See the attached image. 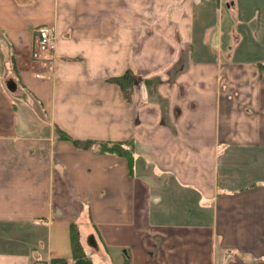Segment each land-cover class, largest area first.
I'll return each instance as SVG.
<instances>
[{"label":"crops","instance_id":"0c3cea01","mask_svg":"<svg viewBox=\"0 0 264 264\" xmlns=\"http://www.w3.org/2000/svg\"><path fill=\"white\" fill-rule=\"evenodd\" d=\"M73 225L93 264H264V0H0V264H74Z\"/></svg>","mask_w":264,"mask_h":264},{"label":"trees","instance_id":"16d2710c","mask_svg":"<svg viewBox=\"0 0 264 264\" xmlns=\"http://www.w3.org/2000/svg\"><path fill=\"white\" fill-rule=\"evenodd\" d=\"M118 82L121 86L122 91L127 99L131 98L133 86H134V75L131 71L125 72L120 77L113 79ZM60 138L72 140L76 146L82 148H91L94 144L93 141H79L72 139L68 134L59 130ZM100 150L103 152L118 153L120 155L126 156L129 161L134 158L133 142L123 143V142H101ZM71 244L73 248L74 264H93L92 261L86 256L83 246L80 241V233L78 228L73 225L71 227Z\"/></svg>","mask_w":264,"mask_h":264},{"label":"built area","instance_id":"2783aa9c","mask_svg":"<svg viewBox=\"0 0 264 264\" xmlns=\"http://www.w3.org/2000/svg\"><path fill=\"white\" fill-rule=\"evenodd\" d=\"M37 33L36 43L34 45L32 56L34 60L48 63L54 58L57 48V30L52 25H40L35 28ZM38 264H73L69 260L43 261Z\"/></svg>","mask_w":264,"mask_h":264},{"label":"rangeland","instance_id":"374dc122","mask_svg":"<svg viewBox=\"0 0 264 264\" xmlns=\"http://www.w3.org/2000/svg\"><path fill=\"white\" fill-rule=\"evenodd\" d=\"M252 32H253V31L251 30V33H252ZM254 38L257 40V38L260 39V36H258V34H256V35L254 36ZM253 45L256 46V45H258V44H257V43H254ZM35 110H36V113H37V114H39L40 116L42 115V118H44V111H43V110L40 109V110L38 111V108H37V107L35 108ZM36 116H37V115L35 114L34 117H36Z\"/></svg>","mask_w":264,"mask_h":264}]
</instances>
